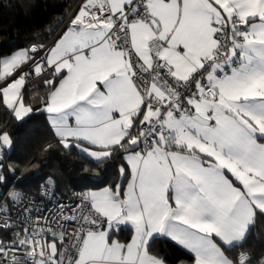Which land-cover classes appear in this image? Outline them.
<instances>
[{"label": "snow or ice", "instance_id": "1", "mask_svg": "<svg viewBox=\"0 0 264 264\" xmlns=\"http://www.w3.org/2000/svg\"><path fill=\"white\" fill-rule=\"evenodd\" d=\"M33 74L47 77L58 144L99 163L122 156L127 184L55 213L10 193L0 226L20 230L0 240V264H165L157 237L191 264H253L243 241L264 216V0H82L50 46L0 56V105L17 120L33 112L22 91ZM11 144L0 131V173Z\"/></svg>", "mask_w": 264, "mask_h": 264}, {"label": "trees", "instance_id": "2", "mask_svg": "<svg viewBox=\"0 0 264 264\" xmlns=\"http://www.w3.org/2000/svg\"><path fill=\"white\" fill-rule=\"evenodd\" d=\"M78 1L0 0V56L32 45L45 46ZM33 77L28 78L29 83L22 90L25 103L33 107L28 117L18 121L11 110L0 105V131L8 132L12 139L9 152L4 148V181L0 182V196L13 190L37 196L39 187L47 180L53 182L60 195H67L70 189L88 192L116 184L126 186L127 178L119 172L124 164L122 156L99 163L74 147L66 150L58 144L47 123L46 112L42 110L48 93L44 85L47 77ZM7 165H12L15 171H9ZM130 236L131 230L124 228L118 238L127 241ZM243 247L256 260L264 257V216L257 215ZM151 249L165 264H191V254L167 238H155Z\"/></svg>", "mask_w": 264, "mask_h": 264}, {"label": "built area", "instance_id": "3", "mask_svg": "<svg viewBox=\"0 0 264 264\" xmlns=\"http://www.w3.org/2000/svg\"><path fill=\"white\" fill-rule=\"evenodd\" d=\"M82 0H79V2L76 4V7L74 8L73 12L70 14L68 17V21L74 16V14L78 11L79 5L81 4ZM56 38V37H55ZM55 38L48 43L45 48L51 45V43L55 40ZM43 54V53H41ZM32 79H30L31 81ZM3 151V158H4V149ZM3 173V171H2ZM0 173V174H2ZM15 192L18 193V200L23 199L24 197H27L26 200H24V203H27L31 205L32 201H35V206L40 208V209H47L48 212L55 213L56 208L58 204H74L79 201L80 197L84 195L85 193L82 191H78L75 189H70L67 195H60L56 192L55 186L53 182L50 180L45 181L38 190V195L37 196H32L29 195L26 192L18 191V190H13L10 193ZM9 193V194H10ZM7 194L6 196L1 195L0 196V203H4L5 198L9 195ZM48 213L45 212V215ZM0 219H7L6 216L0 217ZM19 228H16L15 226L13 227L12 231L5 232L2 230V226H0V240H4L5 243H7V240L5 239L6 236H12L15 234V232L19 231ZM250 258L253 260V264H259L260 260H256L254 256L250 255ZM264 258V257H263Z\"/></svg>", "mask_w": 264, "mask_h": 264}, {"label": "crops", "instance_id": "4", "mask_svg": "<svg viewBox=\"0 0 264 264\" xmlns=\"http://www.w3.org/2000/svg\"><path fill=\"white\" fill-rule=\"evenodd\" d=\"M65 29H66V28H65ZM65 29H64V30H65ZM64 30H62V31L59 33V35H58L57 37H59V36L61 35V33H62ZM57 37L55 38V40L57 39ZM55 40H54V41H55ZM54 41H53V42H54ZM53 42H52V43H53ZM52 43H51V44H52ZM33 76H34L33 78L35 79L36 76H35L34 74H33ZM30 77H31V76H30ZM27 83H29V80L26 81V85H27ZM26 85H25V86H26ZM46 120H47V123H48L49 127L51 128V126H50V121H49V119H48V114H47V113H46ZM51 130H52V132H53V129H52V128H51ZM53 134H54V133H53ZM102 189H103V188H102ZM99 190H101V189H98V190H91V191H99ZM88 192H90V191H88ZM88 192H87V193H88ZM125 228H129V229H130V227H125ZM130 230H131V229H130ZM163 238H166V237H163ZM167 239L171 240L170 238H167ZM171 241H172V240H171ZM173 242H174V241H173ZM174 243H175V242H174ZM177 245H178V244H177ZM178 246L181 247V248H182L183 250H185L186 252H188V251H187L186 249H184L182 246H180V245H178ZM188 253H189V252H188Z\"/></svg>", "mask_w": 264, "mask_h": 264}, {"label": "rangeland", "instance_id": "5", "mask_svg": "<svg viewBox=\"0 0 264 264\" xmlns=\"http://www.w3.org/2000/svg\"><path fill=\"white\" fill-rule=\"evenodd\" d=\"M79 2V1H78ZM77 2V3H78ZM76 7V6H75ZM70 16V15H69ZM70 21V20H69ZM69 21H68V18H67V20L64 22V24L61 26V28L59 29V31L51 38V40L48 42V43H50L55 37H57L58 35H59V33L62 31V30H64L65 28H66V26L68 25V23H69ZM47 43V44H48ZM46 44V45H47ZM45 45V46H46ZM39 58V57H38ZM27 85H28V83H27ZM26 85V86H27ZM14 116V115H13ZM26 118V117H25ZM24 118V119H25ZM24 119H22V120H24ZM22 120H18V121H22ZM6 150L9 152V150H10V147H6ZM79 191V190H78ZM85 194L87 193V192H84Z\"/></svg>", "mask_w": 264, "mask_h": 264}]
</instances>
